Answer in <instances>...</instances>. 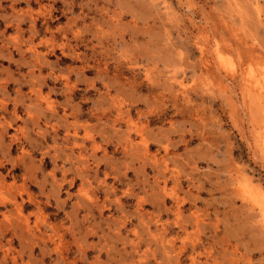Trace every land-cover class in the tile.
I'll list each match as a JSON object with an SVG mask.
<instances>
[{
	"label": "rangeland",
	"instance_id": "374dc122",
	"mask_svg": "<svg viewBox=\"0 0 264 264\" xmlns=\"http://www.w3.org/2000/svg\"><path fill=\"white\" fill-rule=\"evenodd\" d=\"M263 64L264 0H0V264H264Z\"/></svg>",
	"mask_w": 264,
	"mask_h": 264
},
{
	"label": "bare ground",
	"instance_id": "6f19581e",
	"mask_svg": "<svg viewBox=\"0 0 264 264\" xmlns=\"http://www.w3.org/2000/svg\"><path fill=\"white\" fill-rule=\"evenodd\" d=\"M258 13V12H257ZM197 38V37H196ZM228 42V41H227ZM226 42V43H227ZM218 44V43H217ZM215 45V44H214ZM220 45V44H219ZM231 45V44H230ZM215 47V46H214ZM200 48V47H199ZM218 49H221V48H218ZM217 52H219L218 50H216ZM232 52V51H231ZM221 53V52H220ZM224 54V53H222ZM221 54V55H222ZM218 55V53L216 54ZM226 55V54H225ZM230 56V55H228ZM231 57V56H230ZM217 58V57H216ZM219 58V56H218ZM217 58V59H218ZM222 58V57H221ZM232 58V57H231ZM235 57H233L234 59ZM220 59V58H219ZM224 59V58H222ZM220 59L219 62H220V65H221V62H223V60ZM216 60V59H215ZM224 60H227L226 61V64L230 61H228L229 59L225 57ZM207 63V62H205ZM224 63V62H223ZM247 63V62H246ZM210 64V63H209ZM225 64V63H224ZM227 64V65H228ZM233 64V63H231ZM218 65V66H220ZM259 65V64H257ZM235 66V64H234ZM262 66V65H261ZM264 66V64H263ZM226 66L224 65V68ZM236 67V66H235ZM221 68V67H220ZM223 68V67H222ZM223 68V70H224ZM229 68V67H228ZM233 70H234V67L232 68V73H233ZM248 74H247V77H245V79L243 80L244 82V86H245V91L247 93L248 96L251 97V101H253L255 107H256V110H258L259 114L263 113L264 114V68L261 67V68H258V69H253L251 68V66L249 67L248 65ZM218 71V70H217ZM226 71V70H225ZM230 73V75L232 74ZM235 75V74H232V76ZM246 74H244L245 76ZM228 76V75H227ZM240 76V75H239ZM249 98V97H248ZM261 118V117H260ZM259 121H257L258 123ZM261 123L259 124L258 126V131H257V139H258V143L257 144V148L259 147V152L263 153L264 155V120L263 121H260ZM256 124V123H255ZM257 126V125H256ZM257 193L261 196H264V193H263V190H261L260 188L256 190ZM248 193V192H247ZM257 197V196H256ZM253 199V198H252ZM257 200V198H256ZM259 202V201H258ZM255 203V202H254ZM253 203V204H254Z\"/></svg>",
	"mask_w": 264,
	"mask_h": 264
}]
</instances>
